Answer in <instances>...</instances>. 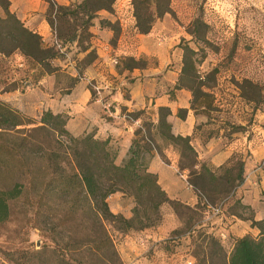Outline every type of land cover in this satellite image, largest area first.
<instances>
[{"label": "trees", "instance_id": "obj_1", "mask_svg": "<svg viewBox=\"0 0 264 264\" xmlns=\"http://www.w3.org/2000/svg\"><path fill=\"white\" fill-rule=\"evenodd\" d=\"M115 1L80 0L60 5L54 0H46L45 17L59 44L57 47L55 43L45 44L38 33L26 28L10 10L9 0H0V54L7 56L20 51L27 61H32L43 72L51 73L57 69L52 60L62 54L60 49L75 42L78 52L86 51L80 60L86 67L97 56L90 45L89 27L96 12L102 9L111 12ZM131 3L134 28L141 34L149 33L154 20L171 11L169 0H132ZM99 24L111 28L115 34L119 31L117 22L100 20ZM200 25L204 26L198 20L194 22L192 35L199 36ZM193 53L186 50L180 79L185 73L191 75L189 67L193 66ZM137 63L129 57L124 66L132 69L138 67ZM179 81L176 87H184ZM192 90L195 99V90ZM194 104L192 100L193 109ZM184 112L180 110V113ZM169 114L168 107H159L158 121L154 125L144 110L126 113L128 118L142 119L126 159L117 164L116 152L108 139L95 138L92 132L72 135L66 128V114L46 110L35 120L0 100V173L14 172L17 178L0 186V223L9 218L10 202L24 197L36 217L47 215L44 223L50 224L48 237L55 245L33 252L31 257L18 264H123L108 226L126 234L158 225L161 223L160 209L167 203L174 211L184 208L191 213L190 228L200 224L191 222L192 218L201 209L213 207L215 197L233 195L244 181L241 157L234 155L218 168L200 162L190 137L171 132L167 120ZM157 139L178 150L179 169L188 171L187 182L197 196L194 206L168 197L158 184L157 175L148 170V158L153 149L157 150ZM159 153L163 156L161 151ZM115 192L135 198L130 217L110 210L107 198ZM210 196L213 198L208 200ZM234 207L242 211L226 212L248 221L257 234L232 238L229 251L216 235L204 234L198 251L191 255L197 264H264V219L256 220L252 207L241 198L234 202ZM54 211L66 216L64 221L48 220ZM244 211L248 212L247 216Z\"/></svg>", "mask_w": 264, "mask_h": 264}, {"label": "crops", "instance_id": "obj_2", "mask_svg": "<svg viewBox=\"0 0 264 264\" xmlns=\"http://www.w3.org/2000/svg\"><path fill=\"white\" fill-rule=\"evenodd\" d=\"M56 1L60 5H67L71 1L80 2ZM9 2L10 10L26 28L38 33L45 44L55 43L59 47L45 17L48 6L46 0ZM116 8L115 12L104 9L96 12L89 31L90 45L97 56L86 66L83 74H79L72 66L71 71L65 69L69 68V54H72L73 63L80 61L86 54V51L78 52L75 42L60 49L65 59L61 61L55 58L53 65L57 69L51 73L43 72L39 66L28 69L27 60L20 51L16 50L7 56L0 54V100L37 118L46 110L54 114H66V128L72 135L92 132L95 138L108 139L116 152L117 164L126 159L134 132L142 119L128 118L126 113L144 110L156 125L158 108L168 107L170 114L167 120L171 132L190 137V144L200 162L218 168L234 155L241 157L245 171L244 181L239 188L242 191L241 200L252 207L256 220L264 219V203L260 202L257 195L264 191V115L257 123L242 119L231 122L241 126L239 131L231 127L232 130L227 129L226 134L223 130L206 134L213 118L196 113L191 107V91L186 87H176L180 69L168 67L169 57L162 56L157 65L141 71L124 66L122 60L133 55L135 28L129 14L120 5V0L116 2ZM100 20L117 22L118 33L115 34L111 28L101 27ZM63 74L68 75L67 80L62 78ZM91 81L95 82L94 94L88 87ZM180 110L185 112L182 114ZM161 154L163 156L155 149L151 151L148 170L157 175V182L168 197L194 206L197 196L187 182L188 171L179 169L178 150L169 144L161 150ZM119 198L115 193L108 197L110 210L130 217L131 213L118 203ZM224 218L230 222L234 238L246 234L256 235L258 232L250 227L248 221L228 213ZM180 224L171 211L164 214L161 223L156 226L120 234L116 248L123 264H182L181 258L190 254L187 253L190 246L185 247L183 244L187 236H170ZM239 225L242 227L241 232L237 231Z\"/></svg>", "mask_w": 264, "mask_h": 264}, {"label": "rangeland", "instance_id": "obj_3", "mask_svg": "<svg viewBox=\"0 0 264 264\" xmlns=\"http://www.w3.org/2000/svg\"><path fill=\"white\" fill-rule=\"evenodd\" d=\"M116 2L118 0L115 1L111 12L118 8ZM131 2L132 0H120V5L125 8V13L129 14L134 24ZM71 3L76 2L71 1L69 4ZM169 5L171 11L160 19H155L149 33L133 32L136 44L133 55L130 56L138 62L136 68L140 71L151 68L158 64L160 57L165 56L170 58L168 67H176L181 71L186 50H192L193 66L189 67L191 75L185 73L181 79L179 76L178 81L191 91L195 112L213 118L206 134L219 130L226 134L227 129L231 131L232 128L239 131L242 129L240 125L231 124L237 119L257 123L264 115V0H169ZM67 19L73 21L71 17ZM196 20L204 24L200 25L199 36L191 34V31L195 30ZM64 57L65 55L60 54L57 58L63 61ZM67 59L70 64L69 68L65 69L71 71L72 66L76 71L81 70L79 74H83L86 67L82 62H71L72 54H69ZM128 59L129 57L123 59V63ZM26 64L28 69L37 66L32 61H27ZM62 78L67 80L68 75L63 74ZM94 85V81L88 83L91 92H94ZM190 87L195 90V99ZM22 114L35 120L39 119ZM156 145L157 151L160 152L168 144L157 139ZM15 180L17 178L14 172L0 173V186L4 182ZM239 188L240 186L236 188L233 195L230 193L215 197L213 207L201 209L198 215L192 218L191 222L200 224L190 228L188 220L191 213L188 210L177 208L174 211L171 205H162L161 221L164 214L172 211L181 223L170 236H187L183 244L185 247L190 246L187 251L190 254L181 258L182 264H197L191 255L198 251L204 234L216 235L225 250L229 251L234 236L230 230V222L228 223L224 216L226 211L241 210L233 208L234 202L240 200L242 195ZM121 193L115 192L120 197L118 203L132 215L135 198L130 194ZM257 195L260 202L264 203V191L258 192ZM212 198L207 197L208 200ZM59 208L58 206V211ZM55 212L48 220L55 223L64 221L66 216L61 212H56L58 214L55 215ZM244 215L247 216L248 212L244 211ZM45 216L47 215L41 214L36 217L24 197L10 202L9 218L0 223V264L22 263L31 257L33 252L40 251L45 246L55 247L48 237L50 224L44 223ZM238 227L237 231L241 232L242 227ZM108 228L117 243L120 233L111 226Z\"/></svg>", "mask_w": 264, "mask_h": 264}]
</instances>
